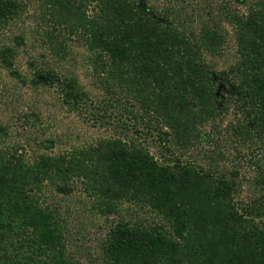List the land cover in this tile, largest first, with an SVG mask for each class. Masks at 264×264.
<instances>
[{"label":"trees","instance_id":"1","mask_svg":"<svg viewBox=\"0 0 264 264\" xmlns=\"http://www.w3.org/2000/svg\"><path fill=\"white\" fill-rule=\"evenodd\" d=\"M53 1L52 21L61 19L74 34L87 35L95 73L140 89L146 111L176 140L195 136L225 99L246 111L249 134L264 135V0L248 15L231 17L241 57L230 76L203 64L202 52L217 53L225 41L205 25L194 42L143 0ZM88 4L94 5L91 17ZM17 8L14 0H0V21L8 22ZM62 45L52 46L56 55ZM10 57V51L0 55ZM41 77L49 86L57 80L50 72ZM62 88L64 102L79 108L86 94L77 81L69 79ZM17 152L0 154V264H78L66 253L58 212L41 208L37 197L47 182L68 192L75 179L105 198L102 211L108 215L116 213L113 203H132L166 223L152 229L117 224L102 249L107 264H264V227L255 222L264 218V179L258 199L240 208L233 181L180 162L161 164L134 142L102 140L32 164Z\"/></svg>","mask_w":264,"mask_h":264},{"label":"rangeland","instance_id":"2","mask_svg":"<svg viewBox=\"0 0 264 264\" xmlns=\"http://www.w3.org/2000/svg\"><path fill=\"white\" fill-rule=\"evenodd\" d=\"M14 1L18 7L14 17L0 21V55L11 52L10 58L0 59V154L18 151L32 164L118 139L142 146L161 164L180 162L233 181L234 202L240 208L258 199L264 179V135L253 130L249 134L246 111L236 100L225 99L216 117L197 127L195 136L178 141L155 114L146 111L140 89L136 93L129 85L95 73L87 35L74 34L72 25L62 24L61 19L52 21L53 0ZM143 1L191 41L201 38L204 25L221 32L225 41L220 51L202 52L205 67L220 76L229 74L241 57L231 17L248 15L261 0ZM88 5L91 17L94 5ZM55 42L59 47L63 44L57 55L52 50ZM49 72L57 78L54 86L41 77ZM69 79H75L86 94L73 110L63 98L62 86ZM165 132L169 136H163ZM66 188L68 192L60 191L47 182L37 197L41 208L58 212L66 253L75 263L107 264L102 249L119 223L148 229L166 224L160 215L132 203H113L116 213L108 215L106 209L102 211L105 198L87 190L82 181L72 180ZM255 222L264 227V218Z\"/></svg>","mask_w":264,"mask_h":264}]
</instances>
